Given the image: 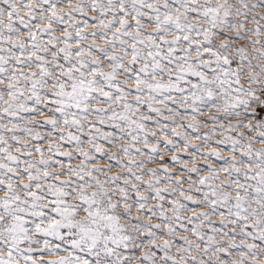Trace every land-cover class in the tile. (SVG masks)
Instances as JSON below:
<instances>
[{"label": "snow or ice", "instance_id": "1", "mask_svg": "<svg viewBox=\"0 0 264 264\" xmlns=\"http://www.w3.org/2000/svg\"><path fill=\"white\" fill-rule=\"evenodd\" d=\"M0 264H264V0H0Z\"/></svg>", "mask_w": 264, "mask_h": 264}]
</instances>
